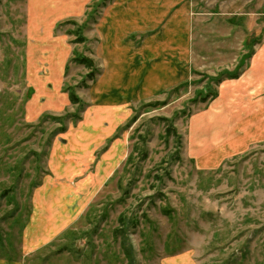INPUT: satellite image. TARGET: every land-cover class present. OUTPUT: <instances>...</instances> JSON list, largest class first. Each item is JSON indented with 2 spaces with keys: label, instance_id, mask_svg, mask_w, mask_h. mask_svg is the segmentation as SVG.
Wrapping results in <instances>:
<instances>
[{
  "label": "rangeland",
  "instance_id": "rangeland-1",
  "mask_svg": "<svg viewBox=\"0 0 264 264\" xmlns=\"http://www.w3.org/2000/svg\"><path fill=\"white\" fill-rule=\"evenodd\" d=\"M38 1L0 0V262L164 264L190 253L195 264H264V97L258 98L264 74L254 73L257 62L264 65V51L245 72L249 56L264 45V0H195L192 74L116 112L122 102L97 92L105 63L110 69L108 61L116 60L105 55L98 27L117 0H75L80 9L70 13L63 5L71 0H43L37 12L31 2ZM56 18L62 26L52 39ZM81 26L84 43L77 45L66 34ZM65 38L72 59L78 54L91 62L93 79L85 81L90 70L70 58L60 77ZM139 57H157V51ZM232 76L241 79L229 81ZM207 84L216 98L203 95V102ZM69 88L80 104L62 96ZM65 115L63 126L52 119ZM114 120L122 123L110 139H97V130L112 132ZM73 130L74 140L89 141L77 162H67L54 150L73 142ZM76 175L90 181L77 197L93 202L87 215L27 253L23 229L33 189L45 208L54 206L70 200ZM122 217L131 220L128 228Z\"/></svg>",
  "mask_w": 264,
  "mask_h": 264
},
{
  "label": "crops",
  "instance_id": "crops-1",
  "mask_svg": "<svg viewBox=\"0 0 264 264\" xmlns=\"http://www.w3.org/2000/svg\"><path fill=\"white\" fill-rule=\"evenodd\" d=\"M110 2H112V0ZM41 4H43V0H39L36 4L31 2V7L34 9L37 7L36 11L39 12ZM80 4L79 1L77 3L75 0L66 1L63 5V9L65 10V13L78 11L80 9ZM194 5L195 0H117L106 11H110L107 14L110 16L108 17L105 15L103 20L101 19L98 27L101 36V44L103 45L102 47L105 55L113 56L115 54L116 60L111 57L108 61L111 66L110 69L107 68L105 63V73L103 79L99 80L101 84L97 94L99 95L101 93L102 97L109 93L113 99L112 103L116 101L122 102V104L116 105L112 108L114 112L119 109L120 105H124L129 109V104L134 103L136 98L142 99L145 95L150 93L154 94L157 90L159 93L173 86H179L185 83L184 81L187 77L192 74L193 58L190 54H192L195 44L191 22L192 18H190L189 14L193 12ZM58 8L59 7L57 6L55 9ZM57 18L53 20V26L51 25L52 39H59L53 35V32L55 34L57 30H59L57 29V26L63 18L58 20ZM115 21L118 22L119 27L115 26ZM67 34L66 37L69 36ZM65 41V51L68 52L69 48L68 50L66 49V47L69 46L67 43L68 40L65 38ZM58 44H63V40L60 39ZM119 44L125 48V53H121L120 50L116 48L117 46H120ZM259 45H261V43H259ZM261 47L262 48L258 49V51L256 50L257 52L255 55H250L249 65H247L245 72H249V69L253 67L254 61H256L259 54L264 51V45H261ZM113 50L115 52H112ZM148 50L157 51V57H139V55L148 52ZM111 53H113V55H111ZM68 55L69 52L63 62H61V78L65 70H67L69 61L71 60L70 55ZM131 56H136L137 58L133 61ZM103 59L105 58L103 57ZM243 59L241 60V63L244 62L245 64L246 60L243 61ZM257 66L258 67L254 70V73L264 74V65L263 67H259V62H257ZM121 74H124L122 78H120ZM145 74H153V76L149 77ZM158 74H171L173 77H161ZM239 79H241V77L230 79L229 81H240ZM97 85L98 83L96 86ZM59 93L62 92L59 90ZM64 95L67 97L65 100L68 101L69 94L63 93L62 96ZM117 95L121 96L116 97ZM260 97H264V92L258 96V98ZM101 101L103 100L97 98L95 100L96 103ZM141 101H143V99L139 100V102ZM109 104L110 103H108V108ZM129 116H127V118ZM76 123L75 126L78 125H76ZM97 123L100 126L104 125L99 120H97ZM121 123L122 120H114V128L110 133L105 132L100 135V130H95L97 132V139L99 137H108L107 139L109 140L115 133V129ZM90 132L93 133L92 130ZM70 133L73 134L72 139L74 143L65 141L63 144H65L64 147H66V149H62L60 152L56 149L54 150V155L55 157H68L69 160H66L67 162L70 161V159L77 162L79 153L82 151V144L89 140H74L75 136L77 137V133H75L74 130ZM91 141L94 142V139L92 138ZM72 145H74L73 149H71ZM110 156L111 154L109 157ZM102 161L103 160L101 159L99 163ZM105 164H107V162H105ZM115 172L116 169L108 174V177L104 181L105 184L109 182ZM85 177H79L76 175L75 180L70 181L73 186L69 185L73 190L69 191L70 193L66 196L68 198V196L71 195V201L67 199L60 201L59 203H57V201L55 202L56 204L54 203V206L51 205L46 208L42 205V196L36 193L40 190L33 189L31 214L28 223L23 229L24 248L25 250H28L27 253H35L45 245L56 239L58 240L65 234V232L78 224L87 215L86 213H88L93 202L90 203L91 201L89 202V200H87L86 203H82L81 200L77 199L80 193L85 192L90 187V181H81ZM93 180L97 181L98 179ZM59 181H62V179ZM59 181L57 183H62ZM59 184H57L58 187L61 186ZM100 185H98V187ZM92 190L96 192L97 188ZM63 194H65V192L60 193L59 196ZM86 196L87 195H84V197ZM76 202L77 204L75 205ZM69 205L72 207H67ZM73 206H75L76 209H74ZM73 234H76V232ZM63 241L66 242L68 240L65 238ZM180 256L181 258H178ZM177 258V263L174 260H169L172 258H168L166 263V260L164 261V264H195L190 253L179 255ZM0 264L4 263L0 262Z\"/></svg>",
  "mask_w": 264,
  "mask_h": 264
},
{
  "label": "trees",
  "instance_id": "trees-1",
  "mask_svg": "<svg viewBox=\"0 0 264 264\" xmlns=\"http://www.w3.org/2000/svg\"><path fill=\"white\" fill-rule=\"evenodd\" d=\"M71 22H68V24H71ZM74 23V22H73ZM75 25V24H74ZM62 26V23H59L58 26H57V29L61 28ZM83 26H81V28H78L77 31L75 32H69L67 35L69 36H74L75 37V41L74 43L75 44H83L84 43V38H83ZM79 55L77 54L76 56H74V58L72 59L71 58V61H75L76 63H78L79 65H83L85 66L88 70H90L89 74L86 76V79L85 81H87V79H93L94 78V73H93V70H92V66H91V62L88 61V59L84 58V57H78ZM250 57V56H249ZM243 64V63H240V65ZM237 77H234L232 76V79H236ZM209 84H207L206 88L200 93V97L202 99V101L204 102V99H208V98H216V94L215 92L211 91V89L208 87ZM69 94V98H70V102L72 103V105H78L80 104V100H79V97L78 95L76 94V92H74L73 88H69V91L67 92ZM203 95H205V98L203 99ZM78 116V115H77ZM77 116L75 118V116L73 117L75 119V121H77ZM47 116L45 117H42V119L46 118ZM68 118V115H65V116H61V117H57V118H52L56 123H59L63 126V124H65L66 120ZM138 118L135 117L133 119V121H136ZM123 219V222H124V227L128 228L129 227V224L131 222V220L129 218H127L125 220V218H120V220L122 221Z\"/></svg>",
  "mask_w": 264,
  "mask_h": 264
},
{
  "label": "bare ground",
  "instance_id": "bare-ground-1",
  "mask_svg": "<svg viewBox=\"0 0 264 264\" xmlns=\"http://www.w3.org/2000/svg\"><path fill=\"white\" fill-rule=\"evenodd\" d=\"M53 10V9H52ZM49 12V11H48Z\"/></svg>",
  "mask_w": 264,
  "mask_h": 264
}]
</instances>
